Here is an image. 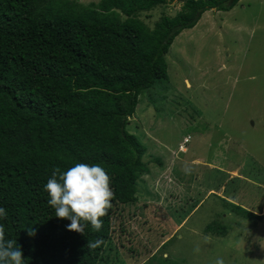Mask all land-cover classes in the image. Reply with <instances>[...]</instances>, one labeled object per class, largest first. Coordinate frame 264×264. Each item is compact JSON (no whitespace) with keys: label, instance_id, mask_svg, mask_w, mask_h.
<instances>
[{"label":"trees","instance_id":"1","mask_svg":"<svg viewBox=\"0 0 264 264\" xmlns=\"http://www.w3.org/2000/svg\"><path fill=\"white\" fill-rule=\"evenodd\" d=\"M166 1L104 0L83 19L67 4L55 6L60 0H0V207L8 213L0 224L5 238L21 247L25 264H108L127 256L123 243H112L115 206L137 202V180L148 170L145 146L127 131L128 118L143 92L167 80L166 54L175 36L206 10L227 11L238 0H177L178 12L153 28L141 20L143 11ZM127 5L126 19L104 18ZM76 163L103 167L114 192L101 230L88 223L84 235L55 216L44 188L54 169ZM119 224L126 231V221ZM100 238L102 245L88 247ZM148 257L144 264H153L154 254ZM162 259L165 264L168 257Z\"/></svg>","mask_w":264,"mask_h":264},{"label":"rangeland","instance_id":"2","mask_svg":"<svg viewBox=\"0 0 264 264\" xmlns=\"http://www.w3.org/2000/svg\"><path fill=\"white\" fill-rule=\"evenodd\" d=\"M60 1L83 19L104 2ZM131 6L103 16L126 19ZM180 7L167 0L141 20L153 28ZM166 62L167 80L143 92L128 118L148 170L137 180V202L115 206L112 243H123L127 256L108 264H142L152 254L153 264L165 256V264H264V0L206 10L175 36Z\"/></svg>","mask_w":264,"mask_h":264},{"label":"clouds","instance_id":"3","mask_svg":"<svg viewBox=\"0 0 264 264\" xmlns=\"http://www.w3.org/2000/svg\"><path fill=\"white\" fill-rule=\"evenodd\" d=\"M186 174H191L193 168L185 165ZM111 178L106 170L98 164L76 163L66 171L56 168L47 180L44 188L49 199L47 203L55 210V216L70 220L68 231L84 235L88 223L95 231L103 227L102 217L108 214L112 207L114 192L111 188ZM7 211L0 207V220L7 218ZM27 235H35V229L29 227ZM103 239L88 242L91 249L98 248ZM194 252L199 253L197 246ZM0 264H25L21 247L16 240L5 238V228L0 224ZM215 264H224L223 258H217Z\"/></svg>","mask_w":264,"mask_h":264},{"label":"crops","instance_id":"4","mask_svg":"<svg viewBox=\"0 0 264 264\" xmlns=\"http://www.w3.org/2000/svg\"><path fill=\"white\" fill-rule=\"evenodd\" d=\"M139 263H142V262H139ZM143 263H144V262H143ZM143 263H142V264H143Z\"/></svg>","mask_w":264,"mask_h":264}]
</instances>
